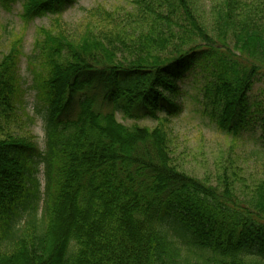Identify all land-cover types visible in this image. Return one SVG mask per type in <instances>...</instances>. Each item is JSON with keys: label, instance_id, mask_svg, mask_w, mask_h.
I'll return each instance as SVG.
<instances>
[{"label": "trees", "instance_id": "obj_1", "mask_svg": "<svg viewBox=\"0 0 264 264\" xmlns=\"http://www.w3.org/2000/svg\"><path fill=\"white\" fill-rule=\"evenodd\" d=\"M74 2L0 0L26 22L54 17L26 56L42 148L26 128L23 40L3 28L0 264H264V177L247 187L234 168L213 184L192 176L169 125L194 73L209 120L233 136L259 131L264 156V86L250 95L264 85V0H127L70 25Z\"/></svg>", "mask_w": 264, "mask_h": 264}, {"label": "rangeland", "instance_id": "obj_2", "mask_svg": "<svg viewBox=\"0 0 264 264\" xmlns=\"http://www.w3.org/2000/svg\"><path fill=\"white\" fill-rule=\"evenodd\" d=\"M127 4V0H75L63 11L62 20L73 25L84 16L85 10L90 8L102 6L109 10L115 7L120 9ZM203 10L209 18L208 4ZM20 13L19 4L13 3L9 11L0 3V59L7 53L6 48L9 44L8 39L3 38L5 33L3 28L6 26L10 34L12 31L13 37L19 36L23 40V51L26 55L21 57L18 66V74L23 85L21 96L26 112L34 118L33 124L26 128L35 135L33 140L37 147L42 148L44 128L41 114L44 108L41 107L35 95L36 91L32 88L33 74L30 72L26 56L32 52L37 28L48 26L54 17H38L26 22L19 18ZM201 84L202 79L196 77L194 73L187 74L180 82V88L185 91L180 98L176 99L181 112L172 117L169 124L172 131L170 134L173 156L183 171L203 180L209 179L212 184L224 169L231 171L234 168L241 180L238 186L246 183L249 187L264 177V156L261 157L263 141L259 139L260 133L242 130L239 136H233L221 132L215 123L209 120L200 103L202 101ZM263 86L262 82H256L251 91V97L259 98ZM164 114L159 113L161 116ZM116 117L124 125L135 123L148 128L158 125V121L150 117L133 120L125 117L121 112H116ZM42 174L41 172L39 174L41 179Z\"/></svg>", "mask_w": 264, "mask_h": 264}]
</instances>
